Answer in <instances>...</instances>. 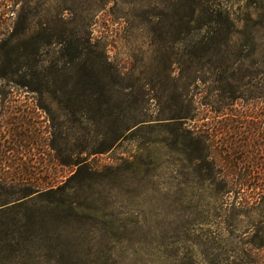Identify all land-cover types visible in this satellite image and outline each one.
Masks as SVG:
<instances>
[{
    "label": "rangeland",
    "instance_id": "374dc122",
    "mask_svg": "<svg viewBox=\"0 0 264 264\" xmlns=\"http://www.w3.org/2000/svg\"><path fill=\"white\" fill-rule=\"evenodd\" d=\"M250 1H226L239 21L237 44L257 48L248 72L173 62L181 51L162 45L158 23L176 16L180 0L33 3L37 26L70 8L69 27L99 43L133 93V110L103 114L25 91L8 102L2 130L22 137L5 158L13 169L0 176L62 185L11 214L33 233L37 264H234L264 222L262 206L235 205L244 195L227 192L229 171L214 149L229 123L264 128V12L251 16Z\"/></svg>",
    "mask_w": 264,
    "mask_h": 264
},
{
    "label": "trees",
    "instance_id": "16d2710c",
    "mask_svg": "<svg viewBox=\"0 0 264 264\" xmlns=\"http://www.w3.org/2000/svg\"><path fill=\"white\" fill-rule=\"evenodd\" d=\"M35 1L38 0H0L2 171L13 169L14 166L5 158L17 146L15 137H22L16 132L17 128H10V138L7 131L2 130L5 123L9 124L10 121L4 120V115L13 109L8 102L17 100L24 91L30 95H38L41 99L49 97L69 110L87 109L93 114H103L117 106L119 110H133L126 98L133 95L130 93L132 87L121 81L123 74L107 58L105 51L92 36L83 37L76 26L69 27L70 20H67L69 18L65 14L70 8L58 11L51 21L38 22L37 26V16L40 13L31 10ZM226 1L180 0L176 16L163 24L158 23L164 36L162 45L166 49L178 46L181 51L182 57L173 61L175 64L182 59L189 60L198 63L196 71L199 72L208 68L202 66L205 63L210 64L209 68L212 69L247 68L246 72L250 71L248 68H251L252 63H246L248 54L254 55L257 48L246 53L237 44L239 21ZM248 3L251 16L262 15L264 0H251ZM254 44H257L256 41ZM49 56L56 60L48 64ZM246 72H242L240 78H251V74H245ZM235 75L237 74L233 76ZM41 106L45 110L50 109L48 105ZM180 118L191 117L183 116L178 119ZM259 131H264V128L229 123L224 126L223 131H218L225 137H218L219 141L214 149L225 159L229 171L230 179L224 185L228 187L227 192L244 195L241 200H236L235 205L239 204L242 208L262 206L264 212V141L259 139ZM209 156L208 151L206 157ZM218 163V159L214 160L215 169L223 170L224 168L218 167ZM18 168L20 167L16 169ZM61 188L62 185L50 183L47 186H37L36 181L26 177L8 179L0 176V264H37V245L28 239L29 234L33 233L29 228L26 230L27 224H22L18 216L11 214L35 196L44 197ZM234 252H238L236 247ZM239 254L240 256H235L234 264H264V222L252 238L244 243Z\"/></svg>",
    "mask_w": 264,
    "mask_h": 264
}]
</instances>
